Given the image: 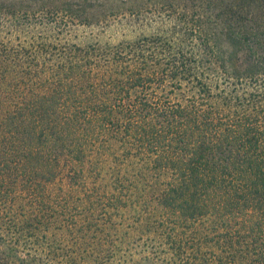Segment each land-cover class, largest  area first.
Wrapping results in <instances>:
<instances>
[{
    "label": "trees",
    "instance_id": "trees-1",
    "mask_svg": "<svg viewBox=\"0 0 264 264\" xmlns=\"http://www.w3.org/2000/svg\"><path fill=\"white\" fill-rule=\"evenodd\" d=\"M47 1L32 13L105 18ZM103 2L180 9L185 27L105 45L0 40V264H107L85 233L130 203L179 228L159 236L175 264H264V0Z\"/></svg>",
    "mask_w": 264,
    "mask_h": 264
},
{
    "label": "rangeland",
    "instance_id": "rangeland-1",
    "mask_svg": "<svg viewBox=\"0 0 264 264\" xmlns=\"http://www.w3.org/2000/svg\"><path fill=\"white\" fill-rule=\"evenodd\" d=\"M17 1L21 3L15 7L17 11L13 14L0 8V40L12 47L23 45L29 48L30 45L62 43L105 45L152 34L177 38L185 27L182 22L177 21L181 19L182 10L179 9L178 13L172 11L173 13L170 14V10L163 9L161 5L155 9L149 7L147 10L146 7H141L139 9L141 11L138 12L111 8L114 12L112 13L108 8L101 6L107 4L103 0H66L75 10L85 7L90 12H99L105 16L100 21L79 24L71 21L67 17L68 14L60 9L54 14L47 13L46 10L32 13L31 0ZM47 2L46 4L59 3L54 0ZM61 4L60 2L59 6ZM191 13L192 11L188 12V14ZM177 17L179 19L175 20ZM186 27L190 28L191 25ZM15 97L17 101H21L18 99L19 96ZM60 184H64V181L58 180V185L54 184L53 187L58 188ZM50 187L52 188L51 185ZM56 193L58 197L63 198V193L59 194L57 189ZM146 217L149 221H144ZM160 220H162L161 217L155 216L152 208L127 204L126 207L113 211L109 221L111 223L101 226L98 224V218H94L92 230H87L85 233L86 247L100 250L108 245L107 264H136L141 263L145 257L153 260V264H170L168 251L161 247L159 236L162 232H171L175 226L173 227L174 224L171 222H166L167 220L162 222ZM186 229L185 233L190 236L192 227ZM178 230L179 228L175 227L173 232ZM180 235L185 236L184 233ZM171 261V264H175L173 260Z\"/></svg>",
    "mask_w": 264,
    "mask_h": 264
}]
</instances>
